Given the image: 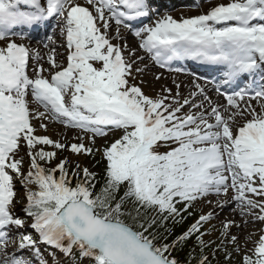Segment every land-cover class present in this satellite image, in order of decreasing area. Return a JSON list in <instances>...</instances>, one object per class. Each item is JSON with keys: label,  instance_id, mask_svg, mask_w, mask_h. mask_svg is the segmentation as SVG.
<instances>
[{"label": "snow or ice", "instance_id": "snow-or-ice-1", "mask_svg": "<svg viewBox=\"0 0 264 264\" xmlns=\"http://www.w3.org/2000/svg\"><path fill=\"white\" fill-rule=\"evenodd\" d=\"M153 3L0 0V264H232L241 248L231 229L239 225L226 220L217 229L214 210L196 214L213 195L224 197L215 207L234 202L264 224V0H228L179 20L157 12L146 24ZM50 26L63 38L66 66L53 47L44 68L25 42ZM121 28L145 55L122 42ZM145 59L177 73L185 69L174 65L186 61L212 67L219 80L212 91L226 102L214 101L199 77L182 102L180 84L175 95H147L135 83ZM37 120L45 131L50 120L91 133L93 145L108 131L121 135L102 148L80 136L69 145L36 135ZM43 146L99 153L103 168L70 171L67 159L45 167L57 151ZM17 180L26 193L19 211ZM189 217L194 222L176 235ZM214 232L216 240L206 239ZM239 264H264V234Z\"/></svg>", "mask_w": 264, "mask_h": 264}, {"label": "rangeland", "instance_id": "rangeland-1", "mask_svg": "<svg viewBox=\"0 0 264 264\" xmlns=\"http://www.w3.org/2000/svg\"><path fill=\"white\" fill-rule=\"evenodd\" d=\"M144 92L147 95L153 96V97L156 96L157 94L165 95L164 87L159 88V90L157 92H154V91H151V92L144 91ZM61 130H62V128L53 129V131H50V132L45 131V130H41L40 132H36V135L40 134V135L48 136V137H50L53 140H59L60 142L67 143L69 145L71 143H79L80 141L78 139H76V137L80 136V137L84 138L83 142H84V144L87 147H93L94 149H96V148H101L107 142H109V144H110L111 141L115 140L121 133L120 131H115L111 135V137H105V138L97 137V138H95V144L93 145V144H91V142L89 141V139L85 135H81L79 133H75V132H72L70 130H62V131ZM43 147L45 148L46 151H53V149L50 146H43ZM21 154H24V152L22 151ZM55 158L68 159L69 162H74L75 164H79L81 167H84V166L88 165L87 154H79V155H77V154H73V153H71L69 151L57 150V155H56ZM55 158L51 161L52 163L54 162ZM28 164H29V160H28V157L26 156V161H25V165H24L25 171L28 168ZM51 165H54V164H51ZM31 187L33 188V190H35V186H31ZM17 189H19V193H22L24 191V195H26L25 188H23L21 186V184H20V182L18 180H17ZM205 203H206V201H201V202L197 203L196 210L199 213L206 211V208L204 210L202 209L204 207L203 204H205ZM23 207H24V205L21 204L17 208L20 210ZM245 221H249V222L247 224H245ZM251 223L257 224L259 222H251V217L248 219L247 216H242L241 215L240 221L236 224V225H239V228L234 226L231 229L232 235H235V236L238 237L240 248H241V252L240 253H233V257H234L233 262L239 261V259H241V257L244 254V252L247 249L253 248L254 247V242L259 239L258 237L261 234H264V232H262L261 231L262 229L260 228V229L256 230L254 234L251 235V239H248L249 234H251V230L248 228V225L251 224ZM212 225H215L216 228L219 229V227L221 225V222L220 223L219 222L218 223L212 222ZM241 227L244 228L243 232L246 234V236L243 237V238H241V236H240V234L242 232V231H240L242 229ZM256 235H259V236H256ZM217 237H218V232H214L211 236L206 237V239L216 240ZM233 247H235V246L232 245V244H229L228 245L229 251H231Z\"/></svg>", "mask_w": 264, "mask_h": 264}, {"label": "bare ground", "instance_id": "bare-ground-1", "mask_svg": "<svg viewBox=\"0 0 264 264\" xmlns=\"http://www.w3.org/2000/svg\"><path fill=\"white\" fill-rule=\"evenodd\" d=\"M131 39H133V40L132 41H128V40H124L123 39L122 42L125 43L128 48H133L131 44H134L135 45V49H137V51L141 53V51L138 49V45L135 44L136 38H131ZM120 42L121 41L113 40V43H120ZM42 52H45V50H42ZM59 53H60L59 50L58 51H55V56L57 57L59 55ZM144 65H147L148 66L147 67L148 70H145L141 75H138L136 81H140V82L143 81L145 83V86L147 87V90L148 91L149 90L156 91L159 87H162L163 84H162V81L161 80H163V79H162L161 76H160V79H156L155 78V76H154V69L149 68V65H150L149 62L144 61L143 64L140 65V67H143ZM176 84H180L181 85V87L179 89V92L181 94V100H182L183 97L187 96V93H188L187 91H189V89L192 87V82L191 81H187V82H181V83H173V87L171 89V94L172 95H175L176 92H177ZM197 102H199V101H197ZM183 111L184 112H187V111H189V109H186L185 108ZM192 111H195V109H193ZM34 122L35 121H33L34 126H39L40 123H41L40 121H37L35 123ZM43 123L47 124L49 127L52 124V123H50L49 120H44ZM16 192H17V197H16L17 199H19V196L21 198H23L22 195H20L17 190H16ZM218 199L223 200L224 197L221 196L219 198H216L215 200H218ZM228 207H229V211L227 210L228 212H225V213H223L221 209L220 210H217V212L215 211V209H212L211 211L214 210L216 212V216L213 219V221H218L220 219H221V221H226V220H234L235 221L234 216H236L237 210L236 209H233V206H228ZM206 212L207 211H205V213ZM253 226H254V224H252V223L248 225V228L251 230V233L253 231ZM241 228H243V227H241ZM240 236L241 237H245L246 234L242 231L241 234H240Z\"/></svg>", "mask_w": 264, "mask_h": 264}, {"label": "trees", "instance_id": "trees-1", "mask_svg": "<svg viewBox=\"0 0 264 264\" xmlns=\"http://www.w3.org/2000/svg\"><path fill=\"white\" fill-rule=\"evenodd\" d=\"M103 163H104L103 161H101L99 164L97 163V167L99 166V171H98L97 173H100V172H101V170H102V168H103ZM189 221H190V219L188 218V220H186L185 223H184L183 225H177L176 228L173 229L174 233H175L176 235H179V234H180V231H181L182 228H183V229H186V227H187L188 224H189ZM190 247H191V245H189V248H190ZM186 251H187V249H186L184 252H181V253L179 254V256H180V258H181L182 261H183L184 258H185ZM210 258H211V257H210Z\"/></svg>", "mask_w": 264, "mask_h": 264}]
</instances>
